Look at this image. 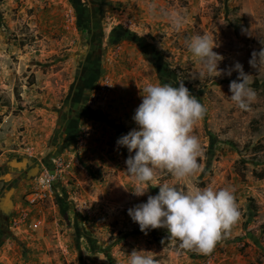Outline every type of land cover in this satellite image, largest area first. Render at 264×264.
Returning a JSON list of instances; mask_svg holds the SVG:
<instances>
[{
  "label": "rangeland",
  "instance_id": "1",
  "mask_svg": "<svg viewBox=\"0 0 264 264\" xmlns=\"http://www.w3.org/2000/svg\"><path fill=\"white\" fill-rule=\"evenodd\" d=\"M161 10L182 13L183 27L174 30ZM235 21L247 27L235 30ZM197 34L216 38L213 51L223 56L218 69L238 62L249 75L256 95L248 111L230 100L235 71L200 75L187 48ZM121 42L130 45L132 56L140 51L148 59L143 58L159 82L176 87L183 80L206 109L194 128L203 149L201 170L180 181L159 170L157 180L185 191L198 186L233 193L240 219L210 253L181 249L163 228L145 235L127 215L159 189L153 185L144 196H134L126 174L129 153L116 146L136 127L113 114L107 99L115 84L105 63ZM105 78L111 88L103 95ZM112 122L126 133L119 134ZM56 157L69 168L59 176L53 199L32 210L39 228H29L32 221L12 228L7 220L17 237L0 264H127L134 249L149 251L156 264H206L209 258L225 264L224 256L264 263V179L252 175L264 172V0H21L8 12L0 10V175L12 159L38 165L31 180L12 173L0 181V199L13 188L10 214L24 207L34 178Z\"/></svg>",
  "mask_w": 264,
  "mask_h": 264
},
{
  "label": "clouds",
  "instance_id": "2",
  "mask_svg": "<svg viewBox=\"0 0 264 264\" xmlns=\"http://www.w3.org/2000/svg\"><path fill=\"white\" fill-rule=\"evenodd\" d=\"M150 11H155L153 6ZM161 14L177 31L186 20L176 10H161ZM218 47L216 38L208 34L194 35L187 43L201 66L200 75L218 77L230 76L232 71L237 73V79L229 83L230 100L240 110L248 111L256 95L249 75L238 62L231 69H218L223 60L222 55L213 51ZM182 81H177L176 87L157 81L140 89L141 102L132 116L136 127L120 136L116 146L126 148L129 153L125 165L126 174L135 185L131 193L141 197L153 185L159 189L156 195H148L146 202L127 209L139 231L147 235L153 229H166L170 238L179 241L181 249L207 254L228 235L240 219V210L233 193L226 188L193 186L185 191L157 180L159 170H166L178 181L201 170L198 158L203 155V149L194 128L206 109ZM127 264H156V261L149 251L134 249L128 254Z\"/></svg>",
  "mask_w": 264,
  "mask_h": 264
},
{
  "label": "crops",
  "instance_id": "3",
  "mask_svg": "<svg viewBox=\"0 0 264 264\" xmlns=\"http://www.w3.org/2000/svg\"><path fill=\"white\" fill-rule=\"evenodd\" d=\"M20 1L21 0H0V10H6V12H8L11 10V7L20 3ZM121 45L122 47H118L117 50L113 51L114 56L108 57L107 62L105 63L106 74L115 84L114 91L107 99L110 101L109 104L111 105V109H113V114L126 117L128 128L131 129L135 126L132 116L134 115L135 109L141 102L140 89L143 88H141V86H145L147 83H156L158 81V77H156L153 69L149 68V63L143 60L145 56H142L140 51L139 53H133L134 57L131 55V52H129L128 48L130 45L127 46L125 42H121ZM139 54H141V56ZM138 66L143 67L144 71H141L140 68L138 69ZM132 90L136 93H133L130 97V91ZM25 171L26 170H24L23 173ZM23 179L26 180L24 177ZM17 191L19 193L21 192L20 189ZM34 219L37 220L38 218L35 217ZM6 221L7 218L5 219L4 216L0 214V261L2 262L7 259L6 257V259L1 260L5 249H11V245L15 244L14 238L17 237V233H12V230L9 231L8 227H6ZM6 235H8L7 238H5ZM10 240H13V242L10 243ZM224 257L225 264H254V260L256 258L238 257L234 259V257L230 256ZM45 260H47L46 256Z\"/></svg>",
  "mask_w": 264,
  "mask_h": 264
},
{
  "label": "built area",
  "instance_id": "4",
  "mask_svg": "<svg viewBox=\"0 0 264 264\" xmlns=\"http://www.w3.org/2000/svg\"><path fill=\"white\" fill-rule=\"evenodd\" d=\"M111 85L109 79L105 78L101 81L100 90L106 93L110 90ZM97 97L99 94H96ZM69 163L66 159L56 157L53 159V164L50 168H43L34 178V182L31 191L24 196L23 204L24 207L17 213L11 214L9 225L12 228H17L23 221H32L29 224V228L38 229L40 221L32 218V210L35 208H41L49 199H53L56 191V183L59 176L66 175L68 172ZM213 263V259L209 258L206 264Z\"/></svg>",
  "mask_w": 264,
  "mask_h": 264
},
{
  "label": "water",
  "instance_id": "5",
  "mask_svg": "<svg viewBox=\"0 0 264 264\" xmlns=\"http://www.w3.org/2000/svg\"><path fill=\"white\" fill-rule=\"evenodd\" d=\"M30 160L26 158H21L19 160L12 159L11 161L7 162L6 164V173L0 175V181L7 182L11 179L12 173H23L24 170V178L26 179H33V174L37 171L38 165L33 167H29ZM13 188L7 190L2 198L0 199V214L4 216L6 219L10 214V209L12 207V203L10 200V196L12 194Z\"/></svg>",
  "mask_w": 264,
  "mask_h": 264
},
{
  "label": "trees",
  "instance_id": "6",
  "mask_svg": "<svg viewBox=\"0 0 264 264\" xmlns=\"http://www.w3.org/2000/svg\"><path fill=\"white\" fill-rule=\"evenodd\" d=\"M233 27H234L235 30H240V29H242V28L245 29L247 26L240 25V24L238 23V21H235ZM144 51L147 53L148 58L150 59L151 63H152V64H155L154 59H153V58L155 57V55H154V53H153L152 51H150V49H149L148 46L144 49ZM152 56H154V57H152ZM161 67H162V66H161L159 63H157V64L155 65V68L157 69V73H158V74H159V73H160V74H161V73L163 74V72H162V68H161ZM112 125H113L114 129H116V130L118 131L119 134L122 135V134L126 133V130H125L122 126H120V125H116V124L113 123V122H112ZM252 175H253L254 178H256V179H258V180L264 179V172H263V171H260V172L252 171ZM239 176L241 177L240 179L243 180L244 175L241 174V173H239ZM165 230H166V229H165ZM154 240H155V242H156L157 244H160V240H159V238H155Z\"/></svg>",
  "mask_w": 264,
  "mask_h": 264
},
{
  "label": "flooded vegetation",
  "instance_id": "7",
  "mask_svg": "<svg viewBox=\"0 0 264 264\" xmlns=\"http://www.w3.org/2000/svg\"><path fill=\"white\" fill-rule=\"evenodd\" d=\"M19 174H22L21 176H24V173H19ZM10 218H11V214L9 215V217L7 218V220L10 221Z\"/></svg>",
  "mask_w": 264,
  "mask_h": 264
},
{
  "label": "bare ground",
  "instance_id": "8",
  "mask_svg": "<svg viewBox=\"0 0 264 264\" xmlns=\"http://www.w3.org/2000/svg\"><path fill=\"white\" fill-rule=\"evenodd\" d=\"M34 175V174H33Z\"/></svg>",
  "mask_w": 264,
  "mask_h": 264
}]
</instances>
